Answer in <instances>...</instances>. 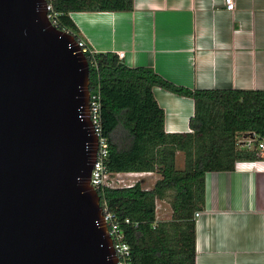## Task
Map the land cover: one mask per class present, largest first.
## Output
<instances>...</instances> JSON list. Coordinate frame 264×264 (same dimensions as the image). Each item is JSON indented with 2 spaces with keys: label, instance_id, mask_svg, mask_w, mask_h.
I'll return each instance as SVG.
<instances>
[{
  "label": "water",
  "instance_id": "obj_1",
  "mask_svg": "<svg viewBox=\"0 0 264 264\" xmlns=\"http://www.w3.org/2000/svg\"><path fill=\"white\" fill-rule=\"evenodd\" d=\"M89 76L46 0H0V264H118L90 183Z\"/></svg>",
  "mask_w": 264,
  "mask_h": 264
},
{
  "label": "trees",
  "instance_id": "obj_2",
  "mask_svg": "<svg viewBox=\"0 0 264 264\" xmlns=\"http://www.w3.org/2000/svg\"><path fill=\"white\" fill-rule=\"evenodd\" d=\"M58 29L83 40L90 68V93H101L103 134L108 139L109 176L151 173L160 177L146 190L106 186L97 191L130 246V264H196V213L206 207V175L231 172L239 161H259L238 139H264V90H191L165 80L153 69L130 68L114 53H96L72 21V13L132 12L134 0H49ZM163 89L194 102L190 132L167 133L165 112L154 97ZM184 167H177V155ZM171 218L157 221V202ZM129 223H126V221Z\"/></svg>",
  "mask_w": 264,
  "mask_h": 264
},
{
  "label": "crops",
  "instance_id": "obj_3",
  "mask_svg": "<svg viewBox=\"0 0 264 264\" xmlns=\"http://www.w3.org/2000/svg\"><path fill=\"white\" fill-rule=\"evenodd\" d=\"M234 3L229 11L225 0H134L132 12L70 17L96 53H123L126 66L151 68L177 86L264 90V0ZM75 15L88 22L87 31ZM153 93L166 132H190L193 100L160 88ZM205 183L196 264H264V160L207 173Z\"/></svg>",
  "mask_w": 264,
  "mask_h": 264
},
{
  "label": "built area",
  "instance_id": "obj_4",
  "mask_svg": "<svg viewBox=\"0 0 264 264\" xmlns=\"http://www.w3.org/2000/svg\"><path fill=\"white\" fill-rule=\"evenodd\" d=\"M225 3L227 10L232 11L235 9L234 0H225ZM46 12L47 18L51 24L58 29L59 14L55 12L52 3L49 2V0H46ZM77 44L84 54L87 51L85 42L81 40L77 42ZM118 56L123 60V53L118 54ZM101 107V93L99 89L94 90L90 93L88 117L91 122L93 134L98 140V151L90 180L91 186L95 191L103 190L104 187L110 186L107 184L106 180L109 175L105 163L109 155V144L108 139L103 134ZM237 142L240 147L258 152L260 158L264 160V139L258 138L255 134H249L239 138ZM102 213V224L107 228L118 264H130L131 248L125 241V235L121 231L120 225L116 222L115 214L109 212L105 205L102 207ZM200 215L201 213H196L195 219L199 218ZM126 223H129V221L127 220Z\"/></svg>",
  "mask_w": 264,
  "mask_h": 264
},
{
  "label": "rangeland",
  "instance_id": "obj_5",
  "mask_svg": "<svg viewBox=\"0 0 264 264\" xmlns=\"http://www.w3.org/2000/svg\"><path fill=\"white\" fill-rule=\"evenodd\" d=\"M177 167L179 169L184 167V156L182 153L177 155ZM159 177L160 176L155 173H131L108 176L106 180L108 185L115 188L132 187L136 183L141 182L143 188L149 190L154 186ZM157 206V221H166L167 219L171 218V210L167 202H157Z\"/></svg>",
  "mask_w": 264,
  "mask_h": 264
},
{
  "label": "bare ground",
  "instance_id": "obj_6",
  "mask_svg": "<svg viewBox=\"0 0 264 264\" xmlns=\"http://www.w3.org/2000/svg\"><path fill=\"white\" fill-rule=\"evenodd\" d=\"M95 16V15H94ZM109 16V15H108ZM97 17V16H96ZM74 18H75V20H76V22H77V24L81 27V28H84V31H87V29H86V26H85V24L86 23H88L86 20H83V16H74Z\"/></svg>",
  "mask_w": 264,
  "mask_h": 264
}]
</instances>
